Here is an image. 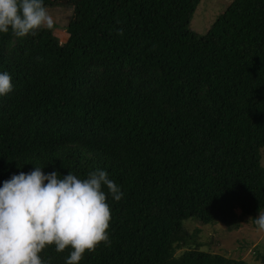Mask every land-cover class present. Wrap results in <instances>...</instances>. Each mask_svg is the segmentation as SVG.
<instances>
[{
  "label": "trees",
  "instance_id": "trees-1",
  "mask_svg": "<svg viewBox=\"0 0 264 264\" xmlns=\"http://www.w3.org/2000/svg\"><path fill=\"white\" fill-rule=\"evenodd\" d=\"M200 1L44 0L51 29L0 34L13 84L0 182L34 165L80 178L99 167L121 186L110 244L78 264H247L201 250L183 221L233 232L264 210V0H232L202 35L189 28Z\"/></svg>",
  "mask_w": 264,
  "mask_h": 264
},
{
  "label": "clouds",
  "instance_id": "clouds-1",
  "mask_svg": "<svg viewBox=\"0 0 264 264\" xmlns=\"http://www.w3.org/2000/svg\"><path fill=\"white\" fill-rule=\"evenodd\" d=\"M53 24L44 0H0V34L35 36ZM12 89L11 75L0 71V97ZM122 196L121 186L99 167L85 178L35 165L13 173L0 182V264H50L40 256L48 246L57 252L68 248L65 264H78L85 252L110 244L108 199ZM249 220L264 233V210Z\"/></svg>",
  "mask_w": 264,
  "mask_h": 264
},
{
  "label": "rangeland",
  "instance_id": "rangeland-1",
  "mask_svg": "<svg viewBox=\"0 0 264 264\" xmlns=\"http://www.w3.org/2000/svg\"><path fill=\"white\" fill-rule=\"evenodd\" d=\"M232 0H201L192 15L189 28L198 34H205L218 15ZM53 17V13H50ZM60 17L69 18L70 9H65ZM55 36L61 43L66 42L65 30H55ZM264 152V149L262 150ZM264 167V156L261 159ZM239 214V210L236 211ZM246 217L240 228L229 232L220 223L198 224L191 219L183 221V226L191 234L198 230V241L202 243L201 250L223 254L235 260L245 261L247 264H260L256 256L257 249L264 246V233L258 232L255 225Z\"/></svg>",
  "mask_w": 264,
  "mask_h": 264
}]
</instances>
